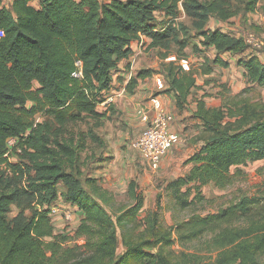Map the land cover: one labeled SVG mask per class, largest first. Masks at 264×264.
Wrapping results in <instances>:
<instances>
[{"label": "trees", "instance_id": "16d2710c", "mask_svg": "<svg viewBox=\"0 0 264 264\" xmlns=\"http://www.w3.org/2000/svg\"><path fill=\"white\" fill-rule=\"evenodd\" d=\"M229 1L14 0L7 5L0 0V264H264V208L256 220L254 199L242 197L216 213H195L164 228L160 201L144 222L139 219L145 196L139 181L132 179L127 193L133 203L114 217L108 209L113 196L99 178L82 180L79 151L83 141L63 137L70 126L100 122L106 116L98 105L111 90L113 70L130 57L132 44L142 36L152 39L150 48L189 45V30L177 26L180 3L193 17L192 29L203 38L205 48L215 47L213 64L227 67L223 54L230 53L245 69L249 87H263L264 62L249 52L247 38L232 32L235 28L229 32L207 29L212 16L226 21L238 15L240 10L226 9ZM245 1L242 11L256 12L259 0ZM157 11L170 19L161 28ZM78 60L83 63L82 78L74 76ZM213 71L210 65L184 70L176 62H165L161 73L169 87L163 92H173L177 108L183 111L193 90L202 88L197 74ZM151 74L139 71L127 90L134 92L138 80ZM206 96L195 99L193 114L202 123L199 140L203 143L185 160L188 171L166 186L180 208L203 200L207 185L220 189L232 185L234 167L264 160V118L249 104L211 107ZM12 138L17 144L11 149ZM92 140L100 139L94 135ZM60 197L82 215L75 241L83 239L79 249L68 247L71 238L56 232L51 207ZM14 204L21 211L11 219ZM207 233L213 234L214 259L186 252L175 259L166 251L177 240L188 242ZM120 240L126 248L122 254H118Z\"/></svg>", "mask_w": 264, "mask_h": 264}, {"label": "rangeland", "instance_id": "374dc122", "mask_svg": "<svg viewBox=\"0 0 264 264\" xmlns=\"http://www.w3.org/2000/svg\"><path fill=\"white\" fill-rule=\"evenodd\" d=\"M245 3V0L229 1L226 9L229 11L240 10L238 15L233 18L235 21L240 22V26L234 27L236 31L232 32L247 39L253 34L264 43V0H259L256 8L258 20L262 21L261 24L257 23L259 22L257 18L242 11ZM182 14L183 19L177 22V26L182 24L189 30V45L182 49L177 43H172L168 49L162 51L154 49L152 53L146 55L147 61L156 63L152 73L156 74L162 70L165 62H161L160 59L165 57V55L166 59H168L169 55H182L191 58V65L195 69H202V65H210L214 69L212 74L208 76H203L200 72L197 74L199 85L204 87L203 92L207 95L206 101L208 105L219 107L233 106L236 103L249 104L254 107L253 109L257 114L264 118V86L250 88L247 84L245 69H242L236 61H227V67L215 66L213 60L216 52L205 48L198 32L192 29L193 17L184 8L182 9ZM216 20L217 17L212 16L209 25L212 27ZM215 28L218 29L217 27ZM195 41L199 45L194 44ZM200 45L204 48H200ZM251 47L252 49L249 52L259 55L264 62V45L261 48ZM235 58L232 60H235ZM39 87V83L35 82L34 89ZM199 91H194L193 99L203 95L202 90ZM154 94L157 95L155 91L152 95ZM116 106L113 105V109L112 107L110 108L111 113L104 116L100 122H82L70 126L63 134L64 138L72 137L76 142L83 141L84 148L79 151V167L82 173V180L87 176L99 178V183L108 189L113 196V202L108 206V209L114 217L118 215L120 210L133 203L127 193V188L132 179H137L145 196V207L139 215L141 222H144L149 210L157 208L158 201L162 204L160 223L164 228H170L188 220L195 213L201 215L216 213L236 203L242 197L256 201L252 206L254 212L252 215L256 220L259 219L257 218V213L261 208H264V160L249 161L244 165L234 167L232 173L236 179L232 185L225 189L217 188L211 184L207 185L202 190L203 200L197 201L188 208H180L176 206L173 197L166 190V186L170 181L188 171L189 165L184 164L185 160L196 152L203 143L199 140L203 131L199 129L200 125L193 124L194 132L189 134L184 132L181 135L179 133L180 140L173 147L172 155L167 158L165 163L164 161L162 162L159 169H154L143 161L135 148V142L144 130L139 125L141 123L140 117L135 115V111L117 110ZM94 135L100 140L97 142L93 141L92 136ZM123 183L124 186H121ZM195 195L194 192V195H192L193 199ZM21 201L23 206H26V199L22 198ZM54 207L58 208L52 215L56 232L71 238L72 241L68 247L79 249L83 244V239H80L79 242L75 241H77L76 230L81 223L82 215L75 210L74 205L64 202L54 205ZM12 209L9 216L11 219L17 217L21 211L17 204H14ZM68 212L72 213L73 219L67 218ZM24 214L25 216L30 214L29 208L25 209ZM245 223L246 221L243 219V224ZM139 229H144V227ZM119 230L121 232V229ZM176 236L174 234V237ZM212 237V233H207L198 239L188 242L177 240L174 245L167 247L166 251L175 259H178L184 252L198 253L208 260L214 259L217 252L212 247ZM125 250L126 248L120 240L118 254L124 253ZM261 261L264 262V255L261 256Z\"/></svg>", "mask_w": 264, "mask_h": 264}, {"label": "crops", "instance_id": "0c3cea01", "mask_svg": "<svg viewBox=\"0 0 264 264\" xmlns=\"http://www.w3.org/2000/svg\"><path fill=\"white\" fill-rule=\"evenodd\" d=\"M13 1L14 0H6V3H7V5H11ZM100 1L101 2H109L110 0H100ZM180 7H181V9H183L182 4H180ZM248 15L254 16V18H257V20L259 19L256 12L255 13L250 12V13H248ZM233 18L234 17H232L226 21L221 20V19H217L216 23L213 26L220 28L223 32H229V31L233 30L234 27L240 26L239 25L240 22L235 21V19H233ZM182 19H183V14L181 16V20ZM169 20L170 19L166 17V15L163 11H157L156 12L157 27L161 28L162 26L167 25L169 23ZM258 21L259 22H257V23H259V24L262 23L261 20H258ZM209 23H210V21H209ZM213 26L211 27L208 24L207 29H212V30L216 29L215 27L213 28ZM200 39H201V41L203 40L202 37H200ZM144 40H145V47H144L143 51L138 49L139 42L138 41L134 42L131 46L130 57L128 59H123V60L119 61L117 67L113 70V84H112L111 90L105 95V100L107 97L114 95L115 96V103L106 104L105 100H104L102 103H99L98 111L107 115V114L111 113L110 108L112 107V109H113V105H117L116 106L117 110L122 109L124 111L127 110L128 112L135 111V115L136 116L138 115L140 117L139 111L141 110V108L143 106L149 105L151 95L155 91L161 97L166 109L170 112V114H172L174 116V121L172 123L173 131L177 132L178 134L180 133L181 135L184 132L189 134L191 132H194V128L192 127L193 124H199L200 125L199 129L202 131L203 130L202 123L198 119L194 118V115H193L195 110L197 109V103H198L195 99H193V93H194V91L200 92L199 90H202L201 92L204 95L205 94L203 92L204 87H202L201 89H194L193 90L192 94L189 97V104H188L187 108L184 109L183 111H180L177 108L176 97H175V94L173 92L172 93H164L163 92L164 90H166L169 87V84H168L167 80H165V77L161 73V70L159 71V73H156V74L152 73L150 76H148L144 79H139L138 84H137L136 88L134 89V92H129L127 90V85L129 84L131 79L139 71H141V70L153 71V69L155 68L156 63L147 61V59H146L147 57H145V56L148 55L149 53H152L154 49H156L157 51L158 50L159 51L164 50V49H159V48H150L149 44L152 41V39L150 37L144 36ZM194 44L199 45V43L196 41L194 42ZM200 48H204V47H202V45H200ZM208 49L216 52L215 47H210ZM232 56L233 55H231L230 53L223 54V58L226 61H229V62H235L236 61L237 62V58L232 57ZM233 58H235V60H232ZM160 60H161V62H168V59H166L165 57L161 58ZM144 64H146V65H144ZM241 68L243 69V67H241ZM206 76H208V75H206ZM198 84H199V82H198ZM159 93H161V94H159ZM203 95H200L199 98L203 97ZM205 100H206V98H205ZM140 119H141V117H140ZM139 125H141L144 129L145 123L142 120H141V123H139ZM171 151H172V149L163 158L162 162L164 161V163H165L167 161V158L172 155ZM141 158H142V156H141ZM143 161L145 162L144 159H143ZM122 185L124 186V183L121 184V186ZM61 191L64 192L65 188H62ZM62 202H64L63 198L60 197L59 200L54 205H59ZM74 208H75V210H77L76 206Z\"/></svg>", "mask_w": 264, "mask_h": 264}, {"label": "built area", "instance_id": "2783aa9c", "mask_svg": "<svg viewBox=\"0 0 264 264\" xmlns=\"http://www.w3.org/2000/svg\"><path fill=\"white\" fill-rule=\"evenodd\" d=\"M179 19H181V17H179ZM247 42L256 48H261L264 45V43L253 34L247 39ZM144 47L145 40L144 36H142L139 41L138 49L143 51ZM168 61L176 62L184 70H189L191 68V60L189 58L183 57L179 59L176 55H169ZM82 65L83 63L81 60L76 62L77 70L75 71L74 76L77 78L83 77ZM105 103H115V96L111 95L107 97ZM139 114L141 120L145 123V128L138 136L135 142V148L145 162H147L152 168L159 169L163 158L180 140L179 134L172 129L174 116L166 109L159 95L151 96L149 105L143 106L139 111ZM40 120L41 117H38L37 122H40ZM16 144L17 139L15 138L8 141V145L11 149L14 148ZM18 150L21 152V149ZM51 209L52 216L58 208L52 206ZM67 218L73 219L71 212L67 213Z\"/></svg>", "mask_w": 264, "mask_h": 264}]
</instances>
